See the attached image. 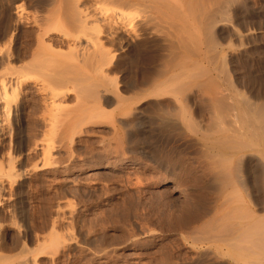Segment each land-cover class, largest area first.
I'll use <instances>...</instances> for the list:
<instances>
[{
    "label": "bare ground",
    "instance_id": "1",
    "mask_svg": "<svg viewBox=\"0 0 264 264\" xmlns=\"http://www.w3.org/2000/svg\"><path fill=\"white\" fill-rule=\"evenodd\" d=\"M238 2L0 0V264H55L60 254L74 252L108 263L110 253L138 249L141 237L159 235L144 227L126 242L108 246L100 238L107 231L86 228L84 205L76 206L71 197L76 189L107 184L98 175L96 181L82 174L100 175L108 167L109 176L127 163L113 162L121 139L112 148L118 152L109 149L111 155L102 143L94 160L75 155L101 126L117 138L129 128L135 131L144 138V155L151 149L167 171L163 183L180 201L169 211L168 219L177 224L172 221L168 230L188 242V263L183 262L264 264V85L255 68L264 51V6L247 7V2L244 8ZM234 16L261 23L241 26ZM225 28L222 42L218 37ZM155 49L156 57L148 53L144 63L145 51ZM122 59L149 76L126 84L136 72L129 67L132 73L125 78L127 65L118 68ZM150 99L164 104L158 106L164 113L169 110L162 120L151 115ZM109 105L120 111L118 119ZM155 123L157 130L161 125L177 130L188 142V163L171 151L158 155L152 149ZM180 173L184 187L177 184ZM35 189L44 199L56 194L44 208L51 212L41 210L40 202L35 208ZM38 212L49 213L47 220L45 213L38 215L46 220L45 230Z\"/></svg>",
    "mask_w": 264,
    "mask_h": 264
},
{
    "label": "rangeland",
    "instance_id": "2",
    "mask_svg": "<svg viewBox=\"0 0 264 264\" xmlns=\"http://www.w3.org/2000/svg\"><path fill=\"white\" fill-rule=\"evenodd\" d=\"M243 1V2H242ZM240 0V2H238L239 3V5L240 4H245V3H247L245 0ZM256 1V2H255ZM255 2V3H254ZM249 3H251L250 5H252V4H255L256 5V7H257V4L259 5V6H261V5H263L264 6V0H250L248 3H247V7H248V5H249ZM260 3V4H259ZM242 4V6L240 5V7H244L245 8V5H243ZM255 5H252V6H254L255 7ZM253 8V7H252ZM246 9H248V8H246ZM237 17L238 16H234V19H235V22L238 24V23H241V24H239V25H241V26H248V25H251V26H256V25H259L260 23H261V19H259V18H252L251 19V17H249V18H242L241 16H239L238 17V19H237ZM250 19V20H249ZM256 19V20H255ZM240 20V21H239ZM255 20V21H254ZM249 22V23H248ZM219 32H220V30H218ZM218 31H216L215 33L214 32H212L211 34H216ZM222 32V33H221ZM221 34L219 33V36L220 37H218V35H215L214 37H218V40H220V41H224V40H222V38H225L224 36H227L226 35V28L225 29H221ZM225 33V34H224ZM213 34V35H214ZM222 34H224V35H222ZM213 35H212V37H213ZM223 36V37H222ZM222 37V38H221ZM217 39V38H216ZM226 39V38H225ZM227 40V39H226ZM225 42V41H224ZM156 50L157 49H155V50H148V51H145V53L142 55V58H145V60L144 59H142V60H144V63H146V61H148V60H150L149 58H151V56H153V58H155L156 56ZM155 52V53H151V52ZM264 52V51H263ZM263 52H260L259 54H261V56L262 57H260V58H263V61H260L261 59L260 58H257V61H255V65H256V71H258V77H260V81H261V83L264 85V53ZM151 55H149V54ZM146 56V57H143V56ZM149 57V58H148ZM260 59V60H259ZM123 65H122V64ZM229 62L227 61V63H226V65H225V68L227 67V68H229V70H231V66H229V65H231L230 63L228 64ZM121 64V65H120ZM126 65H127V68L125 69V67H126ZM129 65V66H128ZM138 65L139 64H137V63H134V64H130V63H128L126 60H124V59H122V60H120V63H119V67L118 68H120V66H122V68L124 67V74H125V78H127V79H129L128 77H130V73H132L133 71H135L136 72V75H135V73L131 76V77H133V78H131L130 77V79L129 80H127V81H125L126 79L124 78V81H125V83L127 84V82H130L131 80H137L138 78L140 79H138L139 81H137V82H139L140 83V81L143 79V78H145V77H148L149 75H148V73L145 71V69H143L142 67L141 68H139L140 67V65H139V67H138ZM229 67H228V66ZM258 65V66H257ZM131 67H134L133 68V70L132 69H130ZM122 68H120V69H122ZM129 69V70H128ZM134 69H138V70H134ZM130 70H132V72L130 71ZM225 70H228V69H225ZM130 73H129V72ZM128 74H127V73ZM227 72H229V71H227ZM231 72V71H230ZM123 74V75H124ZM127 75H129V76H127ZM135 76V77H134ZM135 78V79H134ZM136 80H135V82H136ZM126 84H124V85H126ZM136 84H138V83H136ZM122 87V86H121ZM126 88V87H125ZM121 91V90H120ZM126 94L125 95H130L128 92H125ZM151 100H153V101H151ZM150 101H151V106H149L150 107V109H152L151 111H152V113H151V111H149V113H151V115H155V116H157L158 114H160L159 115V117L160 116H163V117H165V115H167V111H169V110H165L166 109V107L164 106V110H165V113L163 112V109H161V108H163V106L162 105H164V104H158V106L159 107H161V108H159L158 106H156L157 105V103H158V101H157V103L156 104H153V103H155L154 101H155V99H150ZM162 102H164L165 103V101H163V100H161ZM153 102V103H152ZM150 103V102H149ZM157 107L158 109H154V107ZM109 107H111V108H109ZM108 110H112V111H115V114L114 113H112L113 114V117L112 118H114V119H118L119 117V110L117 109V108H114V105H113V107H112V105H109L108 107ZM149 109V110H150ZM118 110V111H117ZM159 110H161V112L159 113ZM154 112H156V114L154 113ZM163 113V115H161ZM118 115V116H117ZM117 117V118H116ZM162 117H160V119H161ZM162 120V119H161ZM159 121V120H158ZM162 122V121H161ZM160 123V122H159ZM156 124V123H155ZM154 124V126L156 127L151 133H152V135L150 134V140H151V142H152V146H153V150L155 151V149H156V151L155 152H157V153H160V154H158V155H164V154H168V153H170V151L172 152V153H170L169 155H171V154H178V155H181V160L183 161H185V162H187L188 161V142L186 143V142H184L182 139H180L181 137H180V135L178 134V131L177 130H172L171 128H166V126H160V130H157L158 128H159V126H158V124H156L155 125ZM158 126V127H157ZM107 127H109V126H101V127H98V129L100 130H96L99 134H96V133H94V136L92 137V138H94V139H89L90 141V143H87L88 141H86V142H84L85 143V145L83 146V142H82V144H79L78 145V149L76 150V153H75V155L76 154H79V152H80V155L81 154H83L82 156L83 157H87L88 155H89V157H87V158H90V159H92V160H94L93 158H95L96 157V155L98 154L97 152L100 150V148H102L103 149V147L105 148L104 149V151H107L108 152V155H111V154H113V152H115L114 150H116V149H112L113 147H116L117 145H116V142H118L120 139V141H122V144L119 142V147H120V149H119V147L117 146V148H118V150H119V160H117L118 159V157H117V154H116V157H115V161H113V162H119L120 164H122L121 162H122V160L123 161H126L127 163L122 167V168H120V169H117V170H114V171H112L113 173H109V176H108V173L106 174V173H104V170L105 169H107L108 167H104V168H101V170H102V172H99V173H101L100 175L99 174H97V172H96V174L94 173V172H92V174L90 173V174H82V175H84V179H87V180H89V178L90 179H95L96 181H98L97 179V175H98V177H99V179L101 178V182H103V180H105V182H106V184L107 185H105V186H107L106 188L104 187V185H101V187H100V185H97V186H99L100 187V189H99V187H96V188H94V189H90V191L89 190H87L86 188H83L84 190H82V189H76L77 190V193H78V191H79V193L81 192H84L83 194H77V193H75V195L73 196V197H71L72 198V200L74 201L73 203H75L76 204V206H78L79 207V204H80V207H82L83 205V211H84V217H85V221H84V223H85V226H86V228L88 227L89 228V230H91V231H93V232H95V231H97V232H99V231H103V233L104 232H106L107 234L104 236H102V237H100V238H102L103 239V242H104V244H106L107 243V245L108 246H110V245H112V243L114 244V243H116V244H119L118 242H120L121 240L123 241V242H126L128 239H129V236L132 234H134V233H138L139 231H141L144 227H150V228H154V230H157V231H160L159 232V235H157V237L155 236V237H153V236H143V237H141V241H140V245L138 246V249H133V250H129V249H121V250H119V251H116L115 253L117 254L118 252H120V251H123V252H120V254L118 253L117 255H114L115 253L114 252H112V254L110 253V255H111V260H110V262H108V263H101V262H98V261H93L92 262V260L90 261V260H88L89 259V256H85L84 257V255H82L81 254V256H79V253L77 254L76 252H74L75 253V255L73 254V253H71V254H68V255H64V254H60L61 256H59V260L58 261H56V263L55 264H135V263H133V261L134 260H137L138 258V260H140L141 262V264H144V263H146V264H164V263H166V262H168V260H169V262L168 263H171L172 261V263H176V264H186V263H188V255H189V253H188V242H186V241H184V240H180L179 238H177V234H174V232H173V230H171V231H169L174 225H173V222L172 221H174L175 223H176V218H175V220L173 219L172 220V218L170 217V219H168L169 218V211H170V209H172V208H174V206L175 205H178V203H180V201L178 200V199H176V197H175V195L171 192V187H165V186H167V183H163V181L165 180V178H167L166 177V175H167V171H165V169L163 168V167H161L160 166V164H158L159 163V161H157V159L155 158V155H154V153L153 154H151V149H150V152H149V150H148V152L146 153L145 152V155H144V151H143V148H144V140L143 141H141L142 139H144L143 137H141L139 134H136V132L135 131H132V130H130V128H129V130H126L127 131V133L129 132V134L130 135H128L127 133H125V134H123V137H121V138H117V135H116V137H115V134L113 133V132H111L112 130H111V128L109 127V128H107ZM163 127V128H162ZM161 128H162V130H161ZM135 133V135H134V133ZM161 133V134H160ZM99 135V136H98ZM126 135V136H125ZM140 136L139 137V139H136L137 138V136ZM103 138H101V137ZM105 138H104V137ZM128 136V137H127ZM133 136V137H132ZM136 136V137H135ZM132 137V138H131ZM156 137V138H155ZM112 139V141L115 143V145H113V146H111L112 144H114L112 141L110 142L109 140H111ZM133 139L134 140V138L139 142L138 144L140 145V146H138V144L135 142V141H133L132 140V142H130L129 141V139ZM140 138H142V139H140ZM114 139H116V140H114ZM119 139V140H118ZM124 139V140H123ZM179 139H180V141H179ZM96 140V141H95ZM105 142H104V141ZM141 142H143V143H140V141ZM92 141V142H91ZM96 142V143H95ZM108 142V143H107ZM129 142H130V144H129ZM133 142H135V145H137V146H135V145H131V143H133ZM183 142V143H182ZM88 145H87V144ZM100 143V144H99ZM101 143H102V145H104L103 147L101 146ZM105 143V144H104ZM123 143H124V145H123ZM154 143V144H153ZM97 144V145H96ZM159 146H158V145ZM80 145H82L84 148L83 149H85L86 147V149H88V151H86V149H85V151L83 150V149H81L82 148V146H80ZM90 145H91V147H90ZM98 145H100V146H98ZM142 145H143V147H142ZM151 145V144H150ZM182 145V146H181ZM110 146V147H109ZM121 146H124V147H121ZM185 146V147H184ZM88 147H90V148H88ZM100 147V148H99ZM109 147V148H108ZM182 147V148H181ZM108 148V149H107ZM133 148V149H132ZM89 149H90V151H89ZM99 149V150H98ZM109 149H112L113 150V152H112V150L110 151ZM125 151L124 152V154L126 153V155H124V154H122L123 153V150ZM145 149V148H144ZM81 150V151H80ZM109 150V151H108ZM140 150V151H139ZM159 150V151H158ZM168 150V151H167ZM178 150H180V151H178ZM122 151V152H121ZM176 151V152H175ZM83 152H85V155H84V153ZM96 153V154H93V155H91L90 156V154L91 153ZM164 154H163V153ZM166 152V153H165ZM180 154H179V153ZM88 153V154H87ZM109 153H111V154H109ZM150 153V154H149ZM115 154V153H114ZM122 154V158L120 159V155ZM87 155V156H86ZM124 156V157H123ZM154 156V157H153ZM82 157V158H83ZM126 157V158H125ZM117 158V159H116ZM117 160V161H116ZM182 161H180V162H182ZM183 161V162H184ZM112 162V163H113ZM182 162V163H183ZM96 163V162H95ZM137 163V164H136ZM188 163V162H187ZM110 165H111V162H110ZM136 167H134V166ZM160 167V168H159ZM157 168V169H156ZM135 169V170H134ZM134 172V173H133ZM93 173H94V175H93ZM131 173V174H130ZM81 175V176H82ZM113 175V176H112ZM164 175H165V177H164ZM139 176V177H138ZM181 176H183V178H180ZM83 177V176H82ZM81 177V179L82 180H84L83 178ZM86 177H88V178H86ZM97 178V179H96ZM108 178V179H107ZM86 180V181H87ZM109 182H107V181ZM141 180V181H140ZM182 180V181H181ZM186 179H185V174L183 175V173H180L179 175H178V178H177V184L178 185H180V186H185V185H183V184H185L184 182H186L185 181ZM100 181V180H99ZM130 183H129V182ZM136 181H138L137 183H136ZM180 181V182H179ZM184 181V182H183ZM149 182H151V183H149ZM183 184H182V183ZM129 183V184H128ZM181 183V184H180ZM126 184V185H125ZM162 184V185H161ZM129 185V186H128ZM168 185H170V183H168ZM128 186V187H127ZM175 186V185H174ZM103 187H104V189H103ZM115 187V188H114ZM122 188V189H121ZM124 188H126V189H124ZM85 190H86V192H85ZM91 190H93V193H92V191ZM156 190V191H155ZM72 191H75V190H72ZM87 191H88V193H87ZM150 193H149V192ZM159 191H160V193H161V195L159 194ZM34 193H35V195L34 194H32L33 196V198L36 200V199H38V200H36V203H35V208H41L42 207V205H45V206H43L42 208H41V210H45V212H49L48 211V209L50 210V212H51V208H48V209H44L46 206L48 207V204L49 203H47V199H48V201L51 203V204H49L50 205V207H51V205H52V201L54 200V198L53 197H55L56 196V194L55 193H51V195L52 194H54V195H48V196H51V197H49L48 198V196L44 199L43 198V195H41L42 193L39 191H37L36 189L33 191ZM32 192V193H33ZM98 192V193H97ZM185 191H184V188H183V194H185L184 193ZM37 193V194H36ZM40 193V194H39ZM73 193V192H72ZM103 193V194H102ZM107 193H108V195H107ZM77 194V195H76ZM100 194V195H99ZM112 195V196H111ZM36 196H38V197H36ZM39 196L40 197H42L43 198V200H45V203H44V201L41 199V198H39ZM76 196V197H75ZM94 196V198H92V197ZM98 196V197H97ZM154 196H156V197H154ZM162 196V197H161ZM84 197V198H83ZM87 197V198H86ZM102 197V198H101ZM109 197V198H108ZM127 199H126V198ZM160 197V198H159ZM86 198V199H85ZM108 198V199H107ZM175 198V199H174ZM76 199V200H75ZM84 199V200H83ZM106 199V200H105ZM112 199V200H111ZM124 199V200H123ZM154 199V200H153ZM164 199V200H163ZM42 200V201H41ZM86 200V201H85ZM128 200H130V202L128 201ZM157 200H159V201H157ZM89 201V202H88ZM126 201H128V202H126ZM157 201V202H156ZM162 201V202H161ZM164 201V202H163ZM177 201V202H176ZM183 201V200H182ZM42 204H40V203ZM43 202V203H42ZM107 202V203H106ZM125 202V203H124ZM38 203V204H37ZM84 203V204H83ZM87 203V204H86ZM159 203V204H158ZM47 204V205H46ZM169 206H168V205ZM37 206V207H36ZM41 206V207H40ZM153 206V207H152ZM111 207V208H110ZM168 207V208H167ZM104 208V209H103ZM108 208L110 209V210H108ZM125 210H124V209ZM36 209V210H37ZM87 209V210H86ZM90 209V210H89ZM103 209V210H102ZM159 209V210H158ZM166 209V210H165ZM40 210V209H39ZM107 210H108V212H107ZM168 210V211H167ZM92 211V212H91ZM94 211V212H93ZM97 211H99L98 213H97ZM42 212V211H41ZM45 212H43V213H45ZM123 212H125V213H123ZM38 213H40V212H38ZM43 213H40V214H36V219H37V221H38V223L39 224H41V226H42V224L44 223V221L46 222V220H47V217L49 216V213H48V215H47V213H45L46 214V218H45V215L43 214ZM97 213V214H96ZM104 215H103V214ZM106 213H107V216H106ZM113 213V214H112ZM123 213V214H122ZM115 214V215H114ZM38 215H43V216H41L42 218H45L46 220H42L43 221V223H42V221H41V219L42 218H39L38 217ZM97 215V216H96ZM100 215V216H99ZM103 215V216H102ZM157 215V216H156ZM94 218H93V217ZM97 218H96V217ZM102 216V217H101ZM105 216V217H104ZM99 217V218H98ZM164 217V218H163ZM104 218V219H103ZM92 219V220H91ZM123 219V220H122ZM88 220V221H87ZM125 220V221H124ZM91 221V222H90ZM96 222V223H95ZM102 222H104V223H102ZM37 223V225L38 226H36V227H38V228H40V226H39V224ZM102 223V224H101ZM106 223V224H105ZM112 223V224H111ZM92 224V225H91ZM100 224V225H99ZM110 224V225H109ZM169 224V225H168ZM170 224L172 225V226H170ZM177 224V223H176ZM44 225V224H43ZM46 225V224H45ZM44 225V230L46 229V226ZM104 225V226H103ZM91 228H90V227ZM152 226V227H151ZM165 226V227H164ZM167 226H169V227H167ZM97 227V228H96ZM123 227V228H122ZM94 228V229H93ZM102 228V229H101ZM41 229V228H40ZM123 229V230H122ZM169 229V230H168ZM127 230V231H126ZM41 231V230H40ZM108 231H110V232H108ZM112 231H114L113 233H112ZM130 231V232H129ZM161 231H163V232H161ZM42 232V231H41ZM44 232V231H43ZM133 232V233H132ZM164 233V234H163ZM126 234V235H125ZM120 236H122V237H120ZM124 237V238H123ZM146 237H148V238H146ZM160 237V238H159ZM125 239V240H124ZM100 241V240H99ZM109 241V242H108ZM102 242V243H103ZM123 242H121L120 244H122ZM160 242V243H159ZM183 242V243H182ZM184 244V245H183ZM125 250H127V251H125ZM156 250H158V251H156ZM130 251H133L134 253H135V257L133 256L134 254H133V252H130ZM136 251V252H135ZM129 252V253H128ZM137 252H144V253H140L141 255L139 256L138 254H136ZM154 254H153V253ZM157 252V253H156ZM159 252H161V253H159ZM73 254V255H72ZM77 254V255H76ZM147 254V255H146ZM150 254V255H149ZM156 254V255H155ZM163 254V255H162ZM72 255V256H71ZM113 255H114V257H113ZM131 255V256H130ZM138 255V256H137ZM154 257H153V256ZM65 256V257H64ZM83 256V257H82ZM150 256V257H149ZM152 256V257H151ZM186 256V257H185ZM61 257H62V259H61ZM67 257V258H66ZM86 257H88V258H86ZM149 257V258H148ZM160 257V258H159ZM184 257V258H183ZM85 258V259H84ZM115 258V259H114ZM159 258V259H158ZM117 259V260H116ZM129 259V260H128ZM187 259V260H186ZM87 260V261H86ZM160 260V261H159ZM167 260V261H166ZM129 261V262H128ZM158 261V262H157ZM175 261H177V262H175ZM183 261H185V262H183ZM160 262V263H159ZM162 262H164V263H162ZM140 263H138V264H140ZM171 263V264H172ZM167 264V263H166Z\"/></svg>",
    "mask_w": 264,
    "mask_h": 264
}]
</instances>
